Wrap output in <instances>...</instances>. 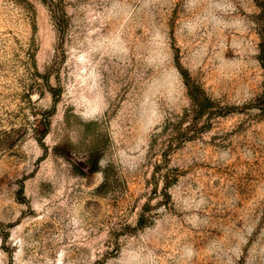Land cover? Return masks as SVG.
Here are the masks:
<instances>
[{
	"label": "rangeland",
	"instance_id": "obj_1",
	"mask_svg": "<svg viewBox=\"0 0 264 264\" xmlns=\"http://www.w3.org/2000/svg\"><path fill=\"white\" fill-rule=\"evenodd\" d=\"M0 264H264V0H0Z\"/></svg>",
	"mask_w": 264,
	"mask_h": 264
},
{
	"label": "trees",
	"instance_id": "obj_2",
	"mask_svg": "<svg viewBox=\"0 0 264 264\" xmlns=\"http://www.w3.org/2000/svg\"><path fill=\"white\" fill-rule=\"evenodd\" d=\"M200 90V89H199ZM197 88V91H199ZM194 103L196 105L197 108H200L201 112L204 111L205 108H207V106L211 103L210 99L208 98H204V101H199V99H197V96L194 97Z\"/></svg>",
	"mask_w": 264,
	"mask_h": 264
}]
</instances>
